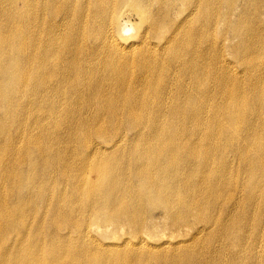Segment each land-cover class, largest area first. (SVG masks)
Masks as SVG:
<instances>
[{
  "label": "bare ground",
  "instance_id": "1",
  "mask_svg": "<svg viewBox=\"0 0 264 264\" xmlns=\"http://www.w3.org/2000/svg\"><path fill=\"white\" fill-rule=\"evenodd\" d=\"M0 264H264V0H0Z\"/></svg>",
  "mask_w": 264,
  "mask_h": 264
},
{
  "label": "rangeland",
  "instance_id": "2",
  "mask_svg": "<svg viewBox=\"0 0 264 264\" xmlns=\"http://www.w3.org/2000/svg\"><path fill=\"white\" fill-rule=\"evenodd\" d=\"M132 23H133V21H130L129 24L131 25ZM129 24H128V25H129ZM130 25H129V26H130ZM128 33H129V34H128ZM134 33H135L134 30H133V31H130V30H129L128 32L125 33L126 35H125V34H124V35H125L126 37H129L128 35L132 36V34H134ZM127 34H128V35H127ZM42 209H43V208L40 209V212H41ZM39 214H40V213H39ZM47 222H48V221H47ZM104 239H106V238H104ZM221 249H222V248H220V250H221ZM210 250H214V249L212 248V249H210ZM215 250H219V249H215ZM223 252L226 254V250L223 251Z\"/></svg>",
  "mask_w": 264,
  "mask_h": 264
}]
</instances>
